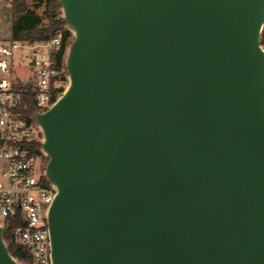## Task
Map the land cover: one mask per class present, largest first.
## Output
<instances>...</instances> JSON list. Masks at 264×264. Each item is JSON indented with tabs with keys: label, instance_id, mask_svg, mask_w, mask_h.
<instances>
[{
	"label": "water",
	"instance_id": "water-1",
	"mask_svg": "<svg viewBox=\"0 0 264 264\" xmlns=\"http://www.w3.org/2000/svg\"><path fill=\"white\" fill-rule=\"evenodd\" d=\"M59 2L51 264H264V0Z\"/></svg>",
	"mask_w": 264,
	"mask_h": 264
},
{
	"label": "built area",
	"instance_id": "built-area-1",
	"mask_svg": "<svg viewBox=\"0 0 264 264\" xmlns=\"http://www.w3.org/2000/svg\"><path fill=\"white\" fill-rule=\"evenodd\" d=\"M11 4L0 0L6 18ZM260 39L264 49V25ZM61 42L60 32L34 43L0 39V225H15L11 240L39 264H51L48 212L56 187L46 177L44 135L33 114L47 110L68 84L66 69L53 59ZM34 47L46 49V57L34 50L28 75L18 76L16 51Z\"/></svg>",
	"mask_w": 264,
	"mask_h": 264
},
{
	"label": "trees",
	"instance_id": "trees-1",
	"mask_svg": "<svg viewBox=\"0 0 264 264\" xmlns=\"http://www.w3.org/2000/svg\"><path fill=\"white\" fill-rule=\"evenodd\" d=\"M45 14L48 23L43 24V17L38 15L34 8L26 3V0H12L11 11L16 15V19L12 22L11 39L16 41H27L30 43L45 41L51 38L57 32L61 33L62 42L53 54V59L57 64L66 69L65 61L67 49L73 41V32L67 28L66 22L61 16V4L59 0H45ZM48 160V159H47ZM15 225H7V231L4 235L10 253L17 259L25 261L28 264L36 263L22 246L16 245L11 240V233Z\"/></svg>",
	"mask_w": 264,
	"mask_h": 264
},
{
	"label": "rangeland",
	"instance_id": "rangeland-1",
	"mask_svg": "<svg viewBox=\"0 0 264 264\" xmlns=\"http://www.w3.org/2000/svg\"><path fill=\"white\" fill-rule=\"evenodd\" d=\"M26 3L28 4L29 7L34 8L35 11L43 17V24L48 23V19L45 12V0H26ZM61 13V8L58 10ZM62 16V13H61ZM16 19V15L11 11V14L9 16V19L4 17L2 15V11H0V39H9L11 38L12 34V22ZM68 28V26H65ZM34 50H37V53L35 57L37 58H45L47 55V50L38 48H22L18 49L16 51V72L18 76L20 77H26L29 73L28 68L26 65L29 63V59L32 56V53ZM19 260V259H18ZM21 264H28L25 261L19 260Z\"/></svg>",
	"mask_w": 264,
	"mask_h": 264
},
{
	"label": "crops",
	"instance_id": "crops-1",
	"mask_svg": "<svg viewBox=\"0 0 264 264\" xmlns=\"http://www.w3.org/2000/svg\"><path fill=\"white\" fill-rule=\"evenodd\" d=\"M10 16V15H9ZM9 16H7V19H9Z\"/></svg>",
	"mask_w": 264,
	"mask_h": 264
}]
</instances>
